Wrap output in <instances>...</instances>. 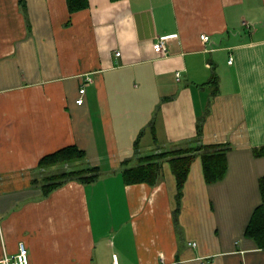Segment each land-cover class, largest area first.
I'll return each instance as SVG.
<instances>
[{
    "label": "crops",
    "instance_id": "0c3cea01",
    "mask_svg": "<svg viewBox=\"0 0 264 264\" xmlns=\"http://www.w3.org/2000/svg\"><path fill=\"white\" fill-rule=\"evenodd\" d=\"M69 144L86 156L67 169L102 176L43 196L39 161ZM207 144L230 145L228 171L208 183L198 156L177 216L168 161L154 186L123 179L126 158ZM262 150L264 0H0V258L24 241L30 264H264L245 234Z\"/></svg>",
    "mask_w": 264,
    "mask_h": 264
},
{
    "label": "trees",
    "instance_id": "16d2710c",
    "mask_svg": "<svg viewBox=\"0 0 264 264\" xmlns=\"http://www.w3.org/2000/svg\"><path fill=\"white\" fill-rule=\"evenodd\" d=\"M68 10L74 13L89 6V0H66ZM70 23V21H68ZM211 83H217L216 75H213ZM154 124V119L151 121ZM142 135L140 133L139 137ZM138 137V138H139ZM230 145L226 144H207L196 146H182L167 151L152 153L150 155L138 156L133 165H129L130 158L122 162V176L127 184L148 183L154 186L164 175V162L168 161L177 181V208L175 214L182 207V197L185 182L190 174L191 167L195 159L200 156L205 179L208 183L216 182L224 178L228 171L229 160L227 150ZM264 152V150H262ZM260 152V153H262ZM258 154V152H257ZM86 153L76 144H69L55 150L52 153L44 155L39 161V167L55 165V170L44 174L42 178L33 181L41 184L43 196H48L53 190L64 185L69 180H77L83 184H92L97 182L102 176L101 169L98 166L84 167L77 169H56L58 164H67L68 162L84 158ZM261 193V202L254 209L251 219L246 227L245 234L253 238L259 248H264V175L259 180Z\"/></svg>",
    "mask_w": 264,
    "mask_h": 264
},
{
    "label": "built area",
    "instance_id": "2783aa9c",
    "mask_svg": "<svg viewBox=\"0 0 264 264\" xmlns=\"http://www.w3.org/2000/svg\"><path fill=\"white\" fill-rule=\"evenodd\" d=\"M201 39L205 42H209L211 40L210 36L206 33L201 34ZM166 40H167V36H161L159 41L155 43L154 45L155 49L157 52H159V54L165 51ZM116 54H120V52L117 51ZM90 79H91L90 77H87V81H89ZM85 90H86L85 86H83L80 89L81 93H83ZM77 102L82 103L83 98L82 97L78 98ZM191 244L196 245V242H192ZM114 257H115V264H118L116 255H114ZM0 264H30L29 253L25 242L24 241L18 242V249L15 255H9L7 253H4V255H2V257L0 258Z\"/></svg>",
    "mask_w": 264,
    "mask_h": 264
},
{
    "label": "rangeland",
    "instance_id": "374dc122",
    "mask_svg": "<svg viewBox=\"0 0 264 264\" xmlns=\"http://www.w3.org/2000/svg\"><path fill=\"white\" fill-rule=\"evenodd\" d=\"M199 164V160L197 159L196 161H194L193 162V164H192V168H193V170L194 171H197V165ZM66 164H58V165H56V169H59V170H61V169H66ZM166 166H168V165H166ZM165 165H164V167H163V171L165 170V167H166ZM4 255V254H3Z\"/></svg>",
    "mask_w": 264,
    "mask_h": 264
}]
</instances>
